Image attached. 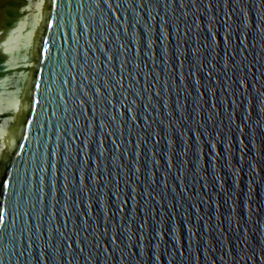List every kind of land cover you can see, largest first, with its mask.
<instances>
[{
    "label": "water",
    "instance_id": "1",
    "mask_svg": "<svg viewBox=\"0 0 264 264\" xmlns=\"http://www.w3.org/2000/svg\"><path fill=\"white\" fill-rule=\"evenodd\" d=\"M0 264H264V0H0Z\"/></svg>",
    "mask_w": 264,
    "mask_h": 264
}]
</instances>
